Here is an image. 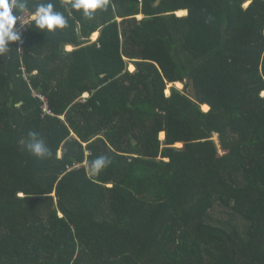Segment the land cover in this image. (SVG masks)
Returning a JSON list of instances; mask_svg holds the SVG:
<instances>
[{"label":"trees","instance_id":"trees-1","mask_svg":"<svg viewBox=\"0 0 264 264\" xmlns=\"http://www.w3.org/2000/svg\"><path fill=\"white\" fill-rule=\"evenodd\" d=\"M156 1L28 0L68 26L0 55V264H264V0Z\"/></svg>","mask_w":264,"mask_h":264},{"label":"clouds","instance_id":"clouds-1","mask_svg":"<svg viewBox=\"0 0 264 264\" xmlns=\"http://www.w3.org/2000/svg\"><path fill=\"white\" fill-rule=\"evenodd\" d=\"M70 7L81 13L84 18L91 19L97 10H106L108 0H69ZM35 11L31 13V20L35 22L39 30L47 29L52 32L56 29H63L68 26L65 15L55 10L53 3L36 2L33 5ZM30 11L29 2L18 3L17 0H0V55L9 51V43L20 39L18 31L14 26L21 18V14ZM15 13V14H14ZM30 139L25 147L27 151L38 159L51 158L53 153L43 138L36 133H29ZM106 159L100 157L91 162L92 171L99 173L106 168Z\"/></svg>","mask_w":264,"mask_h":264},{"label":"built area","instance_id":"built-area-1","mask_svg":"<svg viewBox=\"0 0 264 264\" xmlns=\"http://www.w3.org/2000/svg\"><path fill=\"white\" fill-rule=\"evenodd\" d=\"M32 21L33 20H31V13L28 12L25 14H21L20 20L14 26V31H18V33L20 35V39L17 41V51L19 52L20 55L23 53V49L25 46V34H26L27 29H28V27ZM22 70H23V75H24L25 79H27V73H25L24 69H22ZM35 96L37 98H39L41 101L46 102V100L42 96V94L35 92ZM43 111H44V114L54 115L52 110H50L47 105H44Z\"/></svg>","mask_w":264,"mask_h":264},{"label":"rangeland","instance_id":"rangeland-1","mask_svg":"<svg viewBox=\"0 0 264 264\" xmlns=\"http://www.w3.org/2000/svg\"><path fill=\"white\" fill-rule=\"evenodd\" d=\"M178 16V15H177ZM131 66V65H130ZM131 68L133 69V67L131 66ZM180 88H183V85H180L179 86ZM191 90V89H190ZM170 92V90L169 89H167V93H169ZM160 137H161V135H160ZM161 139H162V137H161ZM164 139V138H163ZM162 139V140H163ZM212 139H213V141H214V143L216 144V146H217V148H218V152L220 153V154H222L223 153V151L221 150V148H220V143H219V139H218V135H213V137H212ZM177 146H182L181 144H178ZM213 214L214 215H216L217 217H220V219H222V217L221 216H228L227 214H224L223 213V210H220L218 207H216L215 209H214V211H213ZM238 224L240 225V227H241V229L242 230H244L245 229V224H244V222H242V221H240V220H238Z\"/></svg>","mask_w":264,"mask_h":264},{"label":"crops","instance_id":"crops-1","mask_svg":"<svg viewBox=\"0 0 264 264\" xmlns=\"http://www.w3.org/2000/svg\"><path fill=\"white\" fill-rule=\"evenodd\" d=\"M177 15H178V14H177ZM186 15H187V14H186ZM180 17H182V16H180ZM26 33H27V32H26ZM96 33H97L96 35H97L98 37H96V38H92V36H94V34H95V33H93V34L91 35V37H90V41H91V42H95L96 40H98V38H99V36H100V33H99V32H96ZM74 49H75V48H74L73 46H67V47H66V51H67V52H71V51H73ZM130 65L132 66V65H134V64H133V63H130V64H129V70L134 71V70H135V65H134V69H132ZM35 73H36V71H33V72H31V75H32V74H35ZM82 97H83V98H87V97H88V93H83V96H82ZM164 134H165V133H164ZM164 138H165V137H164ZM163 140H164V139H163Z\"/></svg>","mask_w":264,"mask_h":264},{"label":"bare ground","instance_id":"bare-ground-1","mask_svg":"<svg viewBox=\"0 0 264 264\" xmlns=\"http://www.w3.org/2000/svg\"><path fill=\"white\" fill-rule=\"evenodd\" d=\"M177 14H178V16H185V15L187 14V12H186V11H179ZM96 34H97V33H95L94 36H92V38H96V37H98ZM132 67H133V69H134V65H132ZM176 84H177V86L183 85L181 82H177ZM202 110H203V111H207V110H208V106H207V105H206V106H203V107H202ZM161 137H162V139H163V138L165 137V134L162 133V134H161Z\"/></svg>","mask_w":264,"mask_h":264},{"label":"water","instance_id":"water-1","mask_svg":"<svg viewBox=\"0 0 264 264\" xmlns=\"http://www.w3.org/2000/svg\"><path fill=\"white\" fill-rule=\"evenodd\" d=\"M160 2H161V0H157V1L155 2L154 6H158Z\"/></svg>","mask_w":264,"mask_h":264}]
</instances>
